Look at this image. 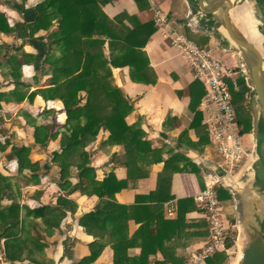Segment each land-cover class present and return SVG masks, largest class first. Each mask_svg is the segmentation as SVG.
Segmentation results:
<instances>
[{"label":"trees","instance_id":"trees-1","mask_svg":"<svg viewBox=\"0 0 264 264\" xmlns=\"http://www.w3.org/2000/svg\"><path fill=\"white\" fill-rule=\"evenodd\" d=\"M35 9L37 16L34 20L19 23L17 26H10L7 16L0 13V33L10 34L18 31L21 38H33L39 30L51 28L55 17L59 19L60 31L51 35L52 45L56 44L60 47L63 41V55L52 62L57 66L55 73L57 72L58 75H54L56 78L51 87L38 92L47 100L61 99L65 105L67 130L62 135V150L55 152V160L61 167L64 179L71 175V168H77L79 182L72 186L73 192L82 191L89 195H98L103 202H106L95 212L86 214L80 220L88 231L91 227H97L99 238L90 244L91 254L82 258L77 264L94 263L108 244H111L115 250L114 264H185L188 259L185 250L193 243L207 241L210 236L206 218L201 220L187 218L189 212L197 209L194 198L178 200L177 218L167 219L164 216V202L174 197L171 194L173 174L176 171H185L186 167L177 165L173 157L166 160L164 171L159 176L157 190L148 196L138 195L137 203L128 206L119 204L115 199L117 192L128 187L127 180H119L114 173L109 174L103 181L98 180L97 168L91 164V152L87 150L104 129L111 132L109 140L111 144L125 146L126 153L120 158L115 155L114 158L122 159L127 163L129 179L147 177L149 175L147 166L158 161L154 159L152 143L144 138V130L137 124L127 122V117L135 109V104L116 84L113 73V68L129 66L134 81L145 84L157 83L158 75L151 66L147 52L143 50L156 31L155 25L151 22L143 24L135 19L133 25L128 26L124 23L125 20L133 18L126 14L111 19L102 12L98 0H45ZM190 29L188 28L186 32L190 38L199 44H208L210 36L198 33L197 35ZM107 37L111 39L110 55L105 52ZM4 57L5 54L0 55V65L3 64ZM244 89L239 92L233 91L236 115L243 134L249 131L251 125L246 82ZM189 90L190 109L195 113L191 127L199 136V144L209 142L208 132L202 124V113L199 110L206 94L205 86L196 78L189 85ZM83 92L87 95L85 104H82ZM18 94L20 100L27 97L25 92L21 91ZM3 95L5 94L0 93V101ZM35 95L37 92H32L28 96L33 100ZM53 136L51 126L36 127L37 143L45 144ZM6 145L0 146V149H6ZM31 148L32 146H22L15 148L12 154H8L10 159L18 161L19 172L26 179L28 178V182L35 181L38 177L35 171L41 169V163L34 162L30 158ZM139 162L144 165L139 166ZM45 167H42L43 170H46ZM132 168H137L135 173H132ZM192 169L193 172H201L197 164L192 163ZM2 182H7V177L0 173V183ZM69 186H71L70 182ZM4 191L5 188L0 189V199L6 197ZM219 193L221 200L231 197L224 187H221ZM143 202H152V204H143ZM58 204L67 206L73 203L61 196ZM32 214L43 218L46 232L50 234H53L56 228H60L63 219L67 216L64 209L53 205L29 209L28 216ZM0 217V239L6 240L7 258L12 262L29 260L36 264H46L36 258L38 252L48 246L44 234L39 230V223L32 221L26 225V219L23 220L21 217V206L16 201L1 209ZM131 219L141 223L135 241L141 243L142 253L135 257L129 255V249L134 243L131 239H127L126 235ZM30 227L39 230L34 238L31 237ZM22 233L29 235L22 236ZM234 243L235 240L229 236L227 247L231 248ZM179 248L183 249L185 254L178 251ZM158 252L162 253L163 259L152 261L151 255H156ZM227 262L226 251L217 252L206 260V264H227Z\"/></svg>","mask_w":264,"mask_h":264},{"label":"crops","instance_id":"crops-1","mask_svg":"<svg viewBox=\"0 0 264 264\" xmlns=\"http://www.w3.org/2000/svg\"><path fill=\"white\" fill-rule=\"evenodd\" d=\"M44 1L45 0H0V13L4 12L7 14L6 16L8 17L10 26H17L19 23L34 20L37 16L35 8ZM98 2L102 12L111 19H116L122 14L132 17L133 19H126L124 22L128 26H132L135 19L143 24L151 22L155 25L156 31L143 50L147 52L151 61V66L158 75L157 83L145 84L134 81L131 77V68L129 66L113 68V73L114 77L119 81V83L116 81V84H119L118 86L123 89L125 95L135 104V109L128 115L127 122L129 124H137L144 130V138L152 143V147L154 148L153 156L154 159L158 161L147 166L149 171L147 177L129 179V167L127 163L122 159L115 160L114 158L115 155L120 158L126 153L125 146L111 144L109 141L111 132L102 129L96 140L87 147V150L91 151V164L97 168V179L100 181H103L111 173H114L119 180H127L128 187L117 192L115 194V199L119 204L131 206L137 203L138 195L148 196L157 190L159 176L164 171L166 160L173 157L176 159L175 163L177 165L186 167L185 171H176L173 174L171 194L174 197L164 202V216L167 219H175L178 217V200L183 198H194L195 200V197L200 191L210 184V175L214 173L212 167L214 163H217L215 158L201 153L199 150L201 147L197 145V141H199L198 134L196 130L191 127L195 115L190 109V90L188 89L189 92L187 94L184 89L187 86L189 88L191 82L196 79L195 73L172 46L171 40L166 35L165 31L156 26L153 10L148 0H98ZM156 2L157 5L168 14L171 25L174 28L186 35L188 28H191L190 31L195 34L198 33L199 35L205 34L206 36H210L208 44H198L213 49L214 53L222 59L215 49L216 45H218L222 50L230 53L227 55V60H222L229 66L236 68V70L241 69V62L237 52L222 48L215 36L192 21V9L188 0H156ZM53 23L51 28L41 29L36 32L33 38H21L18 31L10 34L5 32L0 33V53H6V48H9V46L11 48H20L18 43L13 44L14 42L12 41L15 38L16 41H20L21 39L23 43L26 42L25 51L31 55V58H34V60H27L21 68L18 67L15 72H10L9 74L4 70V68H7L8 62L3 59V64L0 65V93H4L5 95H3L0 101L2 106L0 115L2 117L1 113H3L4 119L10 121L14 109L27 101H29L28 105L31 109L37 110L46 107L50 110L56 109L57 114L63 116V119L57 120V127L61 129V132L59 134L56 133L50 138V145H48L50 147H52L53 143H61L62 135L67 130V113L64 108V102L61 99L47 100L41 93H38L51 85L27 86V89L31 88L28 95L32 92H37V95H35L34 99L31 101L29 97L19 101V94L16 92L18 91L16 89H19L18 81H14L13 78L14 76L17 79L21 78V76L24 79L34 77V73H37V70L41 67L40 65L47 59H50L48 57L51 56H49L51 48L53 46H58L56 44H51V41H53L51 35L60 31L59 19L55 17ZM97 36L98 35H96V37ZM61 44L60 47L58 46L59 53L63 55V41ZM105 50L106 54L110 55V37L106 38ZM234 58H238V62L234 61ZM171 65L173 69L169 70L170 68L168 69V67ZM115 72H117V74ZM49 73H51V71ZM168 73H172L174 76L173 80H169ZM50 76L51 75H47L46 72L44 73V79H48ZM235 78L243 85L242 91L245 90L244 84L246 79H244V77L240 78L239 75H235ZM185 81L187 85L183 87L182 82L184 83ZM248 89L250 90L247 84V90ZM83 95H85L84 92ZM199 110L202 113V124L205 126L203 123L204 115L202 111V101ZM252 118L253 123V115ZM37 123L38 124L33 123L35 128L40 124V121ZM10 126H12L11 123L7 124L5 122L3 127L6 133H0V146L10 144L7 149H0V173L7 177V182L1 183L0 189L5 188V191L10 193L4 199H0V210L10 206L14 201L18 202L21 206L22 219H26L27 222L34 221L39 223V230L44 234L45 242L48 244L46 248V250L49 251V253L46 251L47 258L49 257L50 260H54L55 264L56 254L59 252L62 244H64L66 245L65 252L68 259L67 264H77L82 258L91 254L90 244L99 238L97 236V227H91L90 229L92 231H88L87 228L81 224L80 220L86 214L95 212L100 206L105 205L106 202H103L98 195H89L82 191H72V186L79 182L78 174H75L78 170L71 174L68 181L59 180L58 177H52L56 175L55 173L60 171V178H62L61 167L58 164H54L52 169L50 167L48 168V164H46V169L49 171L38 174V177L33 182H28V178L26 182H23L24 178L22 177L23 180L20 178L23 174L19 172L18 161L10 159L8 153H10L11 148L15 146L14 142L21 141V137H25L24 141L29 142L26 144L38 143L36 142L34 134L29 133V135L26 136L19 128L11 130ZM31 130L33 129L31 128ZM243 138L245 145L253 150V130L252 133L243 134ZM209 144L213 148L211 142ZM216 157H218L217 154ZM189 161H191V163ZM192 163L197 164L201 172H193ZM143 165L142 162H139V166ZM136 169L137 168H132V173H135ZM69 182L71 186L68 185ZM61 196L67 198L73 204L67 206L59 205V197ZM146 203L152 204V202H143V204ZM195 203L197 209L187 214L189 220L197 217V215L204 217L197 202ZM42 205L60 206L67 212V216L63 219L60 228H56L53 234L46 232V225L42 217H36L35 214L28 216L29 209H36ZM170 206L176 210L171 216L168 214V208ZM226 224H228L227 220ZM140 227L141 223H137L134 219L129 220L126 235L127 239H131L134 243L129 249V255L132 257L139 256L142 253L141 243L135 241V236ZM55 241L56 244L53 245L52 243ZM204 242L205 241L196 242L188 247V255H190V251L194 246L199 247ZM4 243L5 239L1 238L0 264L30 263L29 260L23 262L10 261L6 256ZM50 249H53L52 256L50 254ZM227 249L228 252L230 248ZM180 250L179 248L178 251ZM71 252L72 254H69ZM162 259L163 255L161 252H158L156 255H151L152 261ZM114 260L115 250L111 244H108L104 247L97 260L92 264H114Z\"/></svg>","mask_w":264,"mask_h":264},{"label":"water","instance_id":"water-1","mask_svg":"<svg viewBox=\"0 0 264 264\" xmlns=\"http://www.w3.org/2000/svg\"><path fill=\"white\" fill-rule=\"evenodd\" d=\"M191 19L238 53L250 88L249 108L254 117V148L241 172L227 175L214 163L212 171L234 197L239 222L240 254L234 264H264V0H188ZM117 74V72H115ZM66 245L55 264H67Z\"/></svg>","mask_w":264,"mask_h":264},{"label":"built area","instance_id":"built-area-1","mask_svg":"<svg viewBox=\"0 0 264 264\" xmlns=\"http://www.w3.org/2000/svg\"><path fill=\"white\" fill-rule=\"evenodd\" d=\"M153 10L154 22L170 38L172 46L192 68L195 77L206 88L202 100L203 123L209 140L222 162L217 161L227 175H238L248 162L252 149L244 142L241 125L237 119L233 101V91H242L243 85L235 75L245 79L243 69L229 66L220 59L211 48L199 45L188 35L171 25L168 14L157 5L156 0H148ZM246 91V98L250 97ZM211 182L195 197L198 207L209 224L210 236L201 246L192 251L185 264H205L206 260L220 251H227L228 224H226L225 206L219 191L222 180L215 173L210 175ZM175 208L170 206L171 216Z\"/></svg>","mask_w":264,"mask_h":264},{"label":"rangeland","instance_id":"rangeland-1","mask_svg":"<svg viewBox=\"0 0 264 264\" xmlns=\"http://www.w3.org/2000/svg\"><path fill=\"white\" fill-rule=\"evenodd\" d=\"M1 13H4V12H1ZM4 14L7 15L6 13H4ZM12 42H14L13 44H17L18 43L20 45V50H15L16 47L13 48V49L12 48L10 49V46H9V48H6V50H7L6 53L5 52L4 53L3 52L0 53V55L5 54L4 60H6V61L9 60V62L7 64V68H4V70L8 74L10 72H15V70L18 67L21 68L22 65L27 60H34V58H31V55L28 54L25 51L26 42L23 43V41L21 39H20V41H16L15 38H14V40ZM52 42L53 41H51V44H52ZM215 49H216L217 53L220 55V57L223 60H227V55L230 54V53H228L227 51L222 50L220 47H218V45H216V48ZM49 56L50 57H48V58H50V59H48L46 61H50V62H43L42 65L39 64L41 67L38 70L36 69L37 70V73H34V77L28 78V79H26V78L24 79L21 76V78L18 81V79L14 76V78H13L14 81L17 80L19 82L18 83L19 89H16V90H18L16 92H19V90H20V92L21 91L22 92H25L27 94V97H29L28 94H29L31 88L27 89V86H29V87H32V86H41V85L42 86H46V85L48 86V85H51L53 83L54 78H56L54 75L55 74L58 75V73L57 72L55 73V70L57 69V66H56V64H52V62L55 59L60 58L62 56V54L59 53V47L58 46H53L51 48V52H50ZM234 61L238 62V58H234ZM168 69L169 70H172L173 69L172 65L169 66ZM50 71H51V73H49ZM45 72H46L47 75H51L48 79H44V73ZM190 72H192V71H190ZM168 75H169V80L170 79H172V80L174 79V76L172 75V73H168ZM115 79H116V81H118L117 78H115ZM118 83H119V81H118ZM182 84H183V87H185L187 85V82L186 81L184 83L182 82ZM49 87H51V86H49ZM188 89H189L188 86L184 89V91L187 92V94L189 92ZM84 93H85V95H83V93H81L82 104H85L86 103V98H87L86 92H84ZM7 94H9V93H7ZM12 94H14V93H12ZM139 97H141V96H139ZM29 100L31 101V98L30 97H29ZM19 101H22V100H19ZM28 104H29V101H27L26 103L18 106L16 109H14V111H13L11 117H10V121H6L4 119V114L1 113L2 114V117L0 115V133L1 134L6 133V130L3 127L5 122L7 124L8 123L9 124L10 123L12 124V126H10L11 130L12 129L14 130L16 128H19L21 130V132L23 134H25L26 136L29 135V133L30 134H34V136H35L36 128H35V126H33V123L38 124L37 123L38 121H40V124L38 126H43V125H45V126H47V125L51 126V134H54L55 135L56 133L59 134L61 132V129H59V127H57L58 126L57 125L58 124L57 123V120L63 119V116L58 115L56 109L55 110H50L48 107H46L44 109L42 108V109H37L36 110V109H33V108L32 109L29 108V105ZM64 108H65V105H64ZM33 110H35V111H33ZM192 113L195 115V113L193 111H192ZM250 119H251V125H250L249 131L247 132V134L252 133V130H253V123H252L253 118H252V115H251V118ZM1 127H3V128H1ZM31 128L33 130H31ZM43 135L44 134H42V138H44ZM21 138H22L21 141L14 142L15 146H13L14 148L13 147L11 148V150H10L11 153H8V154H12V152L15 149V147L16 148H20L22 146H32L31 153H30L31 160L32 161L34 160L35 162L41 163V169L35 171L38 174H42L45 171H49L48 169L43 170V168L46 166V164H48L47 165L48 168L50 167L52 169L54 167V164H57L58 163L55 160V152H58V151H61L62 150L61 149V143H57V144L53 143L52 144V147H50V146H48V145H50L49 144L50 143V139H48L45 144H42V143H38V144H26V143H29V142L24 141V138L25 137H21ZM4 140H3V142H4ZM198 142L199 141H197V145H198V147H201L199 150L201 151L202 154L204 153L205 155H209L212 158H215V160H217L219 162H222L221 159L219 158V156L216 157V153L214 152L213 148L210 146L209 142L205 141V142H201L200 144ZM37 145H39V146H37ZM9 146H10V144H7L6 145V149ZM89 152H91V151H89ZM73 169L71 171V174H73V172L77 170L76 167H73ZM55 174L56 175H54L52 177H54V178L55 177L56 178L58 177L59 180L61 179V180H67L68 181V179H70V177H71V175H70V176H68L65 179L64 178L63 179L60 178V171H58V173H55ZM75 174H78V172L76 171ZM22 177L24 178V180L22 179ZM20 178H21V180H23V182H26V180H27L24 177V175H22ZM2 184H3V182H2ZM219 189H221V188H219ZM8 194H10V193L7 192V191H4V196H7ZM20 194H21V192H20ZM221 201L223 202V205L225 206L226 220H227L228 226H229L228 227L229 228L228 229V233L235 240V243L230 248V250L228 252L226 251L227 252V255H228V262H227V264H234L238 260L239 254H240V244H239V240H238V235H239V231H238L239 230L238 229L239 222H238V215H237V209H236V202H235L234 197H233L232 194H231V197L230 198H227V199H224V200H221ZM203 218L204 217H201V216L197 215V217L193 218L192 220H201ZM29 223L30 222H27L26 225H28ZM29 229L31 231V233H30L31 234V237H33V238L36 237L39 230L37 228L34 229L33 227H30ZM21 235L22 236L25 235L26 237H28L29 234H23L22 233ZM52 244L55 245L56 244V241L54 243H52ZM4 245H5V243H4ZM196 248H198V247L197 246H194V248L191 249L190 253L192 251H194ZM53 249H50L51 256L53 254ZM46 251H47L46 249H43V251L38 252V256L36 258L39 259V260H43L44 263H46V264H54V260H50L49 257L47 258L46 254L49 253V251H47V253H46ZM180 252L181 253H184V251L182 249L180 250ZM185 253H187V258H188L189 255H188V250L187 249H186ZM69 254H72V252L69 253ZM29 264H34V263L30 261Z\"/></svg>","mask_w":264,"mask_h":264}]
</instances>
